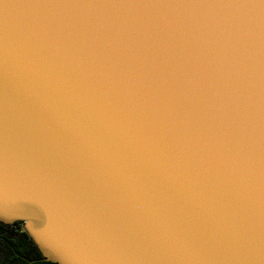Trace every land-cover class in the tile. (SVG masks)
<instances>
[{
  "label": "water",
  "instance_id": "95a60500",
  "mask_svg": "<svg viewBox=\"0 0 264 264\" xmlns=\"http://www.w3.org/2000/svg\"><path fill=\"white\" fill-rule=\"evenodd\" d=\"M0 223L54 264H264V0H0Z\"/></svg>",
  "mask_w": 264,
  "mask_h": 264
},
{
  "label": "trees",
  "instance_id": "16d2710c",
  "mask_svg": "<svg viewBox=\"0 0 264 264\" xmlns=\"http://www.w3.org/2000/svg\"><path fill=\"white\" fill-rule=\"evenodd\" d=\"M20 224L8 226L0 223V264H54L43 259Z\"/></svg>",
  "mask_w": 264,
  "mask_h": 264
},
{
  "label": "built area",
  "instance_id": "2783aa9c",
  "mask_svg": "<svg viewBox=\"0 0 264 264\" xmlns=\"http://www.w3.org/2000/svg\"><path fill=\"white\" fill-rule=\"evenodd\" d=\"M20 226H21V228H22V230H23V224H22V223L20 224Z\"/></svg>",
  "mask_w": 264,
  "mask_h": 264
}]
</instances>
